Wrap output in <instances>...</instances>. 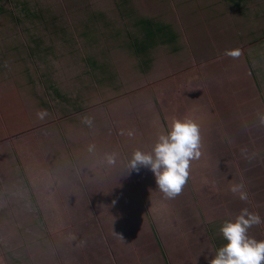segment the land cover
<instances>
[{"label":"rangeland","instance_id":"374dc122","mask_svg":"<svg viewBox=\"0 0 264 264\" xmlns=\"http://www.w3.org/2000/svg\"><path fill=\"white\" fill-rule=\"evenodd\" d=\"M140 17L170 26L174 49L152 47ZM133 36L152 42L135 54ZM262 44L264 0H0V264H156L145 219L168 233L167 263L180 259L173 253L185 242L211 245L213 258L227 241L213 236L211 244L195 225L233 221L246 207L264 213V51L251 53L263 71L251 69L246 51ZM227 49L241 55L225 56ZM190 105L203 155L168 200L150 169L129 171L128 163ZM206 110L220 118L216 126H205ZM208 168L217 193L205 185ZM255 172L258 186L244 183ZM237 183L254 205L229 190ZM261 221L248 230L257 241ZM212 258L185 254L183 264Z\"/></svg>","mask_w":264,"mask_h":264},{"label":"clouds","instance_id":"9594fccd","mask_svg":"<svg viewBox=\"0 0 264 264\" xmlns=\"http://www.w3.org/2000/svg\"><path fill=\"white\" fill-rule=\"evenodd\" d=\"M225 56L233 59L239 58V49H227ZM47 112L40 110L36 113L38 119L43 120ZM82 122L89 127L92 125L90 117H83ZM264 124V116L260 117ZM131 137L132 130L122 131ZM200 125L190 117L171 118L166 132L157 135L155 144L150 152L136 150L128 163L129 171H139L141 167L148 168L154 174L158 190L165 199H175L182 193L189 177L193 161H198L203 155ZM95 146L89 145L88 150L94 151ZM105 162L108 165L115 163L114 154H106ZM241 201L248 200V193L244 190L243 183L230 186L229 189ZM115 204V201H113ZM257 213L249 212L246 208L233 221H225L219 231L227 241L220 247L209 264H264V240L257 241L249 237L248 230L261 223ZM121 240L122 234L114 233Z\"/></svg>","mask_w":264,"mask_h":264},{"label":"crops","instance_id":"0c3cea01","mask_svg":"<svg viewBox=\"0 0 264 264\" xmlns=\"http://www.w3.org/2000/svg\"><path fill=\"white\" fill-rule=\"evenodd\" d=\"M236 1H238V0H236ZM227 45H230V43H227ZM246 51H249L248 53H249V55L252 53V52H255V51H264V44H262L260 47L257 45V46H252L251 48L249 47L248 48V50H246ZM253 55L251 54V56H249L248 57V59H249V62H250V67H251V69H253V68H255V69H257V70H259V71H263V67L260 65V64H255L256 63V61H253L255 58L253 57ZM245 65H246V63H244ZM255 64V65H254ZM261 74H258V76H260ZM262 80H264V78H261ZM178 89H179V87H177V88H172V91H173V93H171L170 94V96L168 97V98H170L169 100H171V98H177L176 96H178V95H175V94H177V92H178ZM181 92L182 93H184V91L181 89ZM179 94H181V93H179ZM160 95V94H159ZM201 99V98H200ZM205 99H206V97H205ZM167 107V106H166ZM175 109L174 110H172V112H173V115L174 116H178L179 114H178V110H177V108L178 107H180L179 106V104H178V107L176 106V103H175ZM205 108V107H204ZM181 109V108H180ZM187 111H186V113L189 115V117L190 118H192V119H194L195 121L197 120L195 117H194V115H190L188 112H189V110L190 111H194L193 110V107L190 105V106H188L187 107V109H186ZM173 115H170L171 117H173ZM188 115H185V117H188ZM197 115H199V114H197ZM204 115H207V121L205 122V126H216L217 125V123L218 122H220V118L218 119V118H216V117H214V115H211L207 110L205 111V114ZM218 117H219V115H218ZM196 122H198L199 123V125H200V121H196ZM231 148H233V146H230ZM231 162H237V161H235V160H231ZM233 165H235V166H237V164H234L233 163ZM193 166V165H192ZM192 168H194V166L192 167ZM214 168H215V166H214ZM208 170H209V173H210V176H211V179H209L208 177L206 178V183H205V185H206V187H207V189H209V191H211V190H213V192L214 193H217L216 192V190H217V188H218V184H217V179H213L212 178V175H211V168H208ZM256 170V169H255ZM212 172H214V170L212 171ZM253 172V171H252ZM248 173V172H247ZM254 177V178H253ZM246 179H249V178H252V179H250L249 180V182L247 181V180H245L244 181V183H246V184H256L257 186H258V184H259V180H257V178H258V175L256 174V172H255V176H246L245 177ZM225 178H222V183L225 181L224 180ZM198 182V181H197ZM243 182V181H242ZM248 182V183H247ZM246 186H248V188H249V185H246ZM247 188V189H248ZM218 191H220L222 194H226L227 193V190L225 189V187H221ZM248 192V191H247ZM208 195V194H207ZM225 197V196H224ZM251 198L253 199V200H251ZM217 200V199H216ZM237 201H236V203L238 202V201H240V200H238V199H236ZM254 197L250 194V197H248V200L246 201V202H249L251 205H254ZM241 202H243L244 203V201H241ZM240 202V205L242 206L243 204ZM245 202V203H246ZM238 205H239V202H238ZM246 208H248V209H253L254 207H246ZM223 209V208H222ZM221 208H220V210H222ZM234 209V212L236 213V207L235 208H233ZM245 209V208H244ZM255 209V208H254ZM231 210V209H230ZM197 213V218H196V223L197 224H199V220H200V218H199V213H198V211L196 212ZM255 213H257L260 217H261V219H263L264 218V213H263V211L261 210H259V209H255ZM223 215H225V211H224V213H223ZM152 217V216H151ZM156 219H160V220H162V218H156ZM163 221V220H162ZM152 222H154V224H156V220L155 219H153V220H148V219H145V224L147 225L146 226V228H148L150 231H148L150 234H151V239L152 240H149L152 244H153V246H154V250L153 251H155V252H157L158 254V256L161 258L160 259V261L158 262V263H156V264H166L167 262L166 261H164L165 260V258L167 257V254H165V252L167 251V249H166V247H163V246H165V243H163V241H169V237H168V233H166V231H165V229H163L162 227H158L159 229H152ZM141 223V222H140ZM209 224V223H208ZM207 224V225H208ZM222 224L223 223H221V224H213V225H211V226H207V227H204V225L203 224H201V226H202V228H200L199 226H200V224L198 225V227L195 225V230L196 231H201V233H202V235L203 236H207L206 238H208V240L211 242V244H212V240H213V236H214V239L217 237L218 239H220V238H223V236H219L218 237V235L217 234H215V232H220L219 231V229H220V227L222 226ZM262 225V224H261ZM156 226V225H155ZM254 227V226H253ZM262 227H263V225H262ZM263 230H264V227H263ZM172 232V231H171ZM211 232H213V234H211ZM211 235H210V234ZM172 234V233H171ZM203 236H202V238H201V240L202 241H200V243H204V239H203ZM172 238V237H171ZM222 241L224 240V238L223 239H221ZM222 241H215V245H217V244H222ZM171 242H172V240H171ZM162 243H163V245H162ZM197 244H199L198 242H197ZM197 244H195V245H197ZM213 244H214V242H213ZM168 244L166 243V246H167ZM162 246V247H161ZM181 246H182V248L178 245L177 246V248H175V252L173 253V254H177V251L178 252H180L181 254H180V259H178L177 260V262L175 261V260H170V261H168V263L167 264H183L185 261H189V260H186L185 259V254L186 255H194V257H197V259L199 258V259H204V260H206V259H208V257H211L212 258V256H211V254H213L214 253V251H213V249H212V246L210 245V248H209V250H208V248L205 250V251H203L202 249H192V248H190V249H187L186 247H188V243L186 244V242L185 243H182L181 244ZM157 247H158V249H157ZM160 247H161V249H160ZM222 247V246H221ZM214 248V247H213ZM212 250V251H211ZM159 251H160V253H159ZM154 254V253H153ZM156 254V253H155ZM164 259V260H163ZM153 261V260H152ZM152 261L151 262H149V263H146V264H152ZM154 262V261H153Z\"/></svg>","mask_w":264,"mask_h":264},{"label":"trees","instance_id":"16d2710c","mask_svg":"<svg viewBox=\"0 0 264 264\" xmlns=\"http://www.w3.org/2000/svg\"><path fill=\"white\" fill-rule=\"evenodd\" d=\"M233 1V0H228ZM238 1H236L237 3ZM237 5V4H236ZM139 24V29L143 31V36L145 39L148 37L154 36L153 39V45L155 43H159L160 45L164 44H174L176 36L175 33L170 29V26L166 24H161L158 21H155L154 19H150V17H140L138 18L136 25ZM141 25H143L141 27ZM152 40H137L136 36L132 37L131 41V47L135 51V54L141 53L142 51H145L151 44ZM171 49H174V46L171 47Z\"/></svg>","mask_w":264,"mask_h":264}]
</instances>
